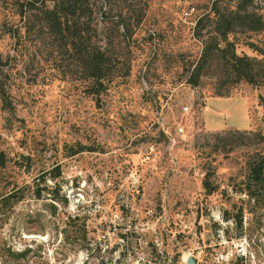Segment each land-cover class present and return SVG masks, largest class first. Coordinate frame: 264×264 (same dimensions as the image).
<instances>
[{
	"label": "rangeland",
	"instance_id": "1",
	"mask_svg": "<svg viewBox=\"0 0 264 264\" xmlns=\"http://www.w3.org/2000/svg\"><path fill=\"white\" fill-rule=\"evenodd\" d=\"M4 1L0 264H264V192L238 190L248 157L264 155V85L233 83L214 61L187 82L212 0H146L120 51L126 74L97 96L46 38H12ZM249 9L264 19V0ZM230 39L253 55L245 43L264 29Z\"/></svg>",
	"mask_w": 264,
	"mask_h": 264
},
{
	"label": "trees",
	"instance_id": "2",
	"mask_svg": "<svg viewBox=\"0 0 264 264\" xmlns=\"http://www.w3.org/2000/svg\"><path fill=\"white\" fill-rule=\"evenodd\" d=\"M251 3L252 0H212L209 10L195 21L193 34L200 40L201 49L189 72L188 83L194 85L214 61L231 76L233 83L264 85V41L260 45L246 42L254 53L247 55L237 54L230 39L239 32L264 29V19L249 9ZM4 5L3 9L18 21L11 33L14 40L18 41L20 34L30 33L46 38L56 53L70 60L79 77L89 86V93L96 96L106 83L126 74L127 67L123 70L117 65L123 60L120 51L124 50V55L129 53L147 6L146 0H5ZM262 106L264 126V102ZM259 135L264 139L263 134ZM245 168V178L240 182L242 188L238 190L258 200L264 192V155L254 153L248 157ZM202 188L205 193L214 190L206 177L202 180ZM234 217L240 224L239 208Z\"/></svg>",
	"mask_w": 264,
	"mask_h": 264
},
{
	"label": "built area",
	"instance_id": "3",
	"mask_svg": "<svg viewBox=\"0 0 264 264\" xmlns=\"http://www.w3.org/2000/svg\"><path fill=\"white\" fill-rule=\"evenodd\" d=\"M191 10H193L192 7H190V9H188V10L183 11L182 12V15L183 16H188V14L190 13ZM182 109H183V111H186L187 107L186 106H183ZM175 133L176 134H181L182 133V127L181 126H177L175 128ZM152 152H153V147L152 146H148V150H147V152L145 154V158H147L148 157V154H150Z\"/></svg>",
	"mask_w": 264,
	"mask_h": 264
},
{
	"label": "water",
	"instance_id": "4",
	"mask_svg": "<svg viewBox=\"0 0 264 264\" xmlns=\"http://www.w3.org/2000/svg\"><path fill=\"white\" fill-rule=\"evenodd\" d=\"M186 264H194L193 259H192L191 257H188V258L186 259Z\"/></svg>",
	"mask_w": 264,
	"mask_h": 264
}]
</instances>
